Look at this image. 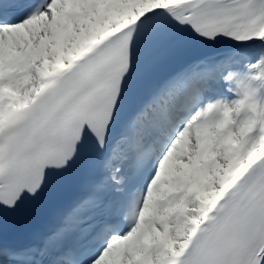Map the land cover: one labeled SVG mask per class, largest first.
Segmentation results:
<instances>
[{
	"label": "snow or ice",
	"instance_id": "1",
	"mask_svg": "<svg viewBox=\"0 0 264 264\" xmlns=\"http://www.w3.org/2000/svg\"><path fill=\"white\" fill-rule=\"evenodd\" d=\"M0 264H264V0H0Z\"/></svg>",
	"mask_w": 264,
	"mask_h": 264
}]
</instances>
